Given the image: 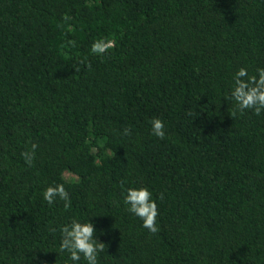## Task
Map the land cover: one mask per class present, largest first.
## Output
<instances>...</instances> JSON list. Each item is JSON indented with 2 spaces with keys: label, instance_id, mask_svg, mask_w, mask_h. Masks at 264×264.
<instances>
[{
  "label": "trees",
  "instance_id": "1",
  "mask_svg": "<svg viewBox=\"0 0 264 264\" xmlns=\"http://www.w3.org/2000/svg\"><path fill=\"white\" fill-rule=\"evenodd\" d=\"M241 68H264V0H0V264H86L59 250L73 220L99 264H264V111L232 117ZM59 184L70 208L43 199ZM128 188L152 193L156 234Z\"/></svg>",
  "mask_w": 264,
  "mask_h": 264
},
{
  "label": "clouds",
  "instance_id": "2",
  "mask_svg": "<svg viewBox=\"0 0 264 264\" xmlns=\"http://www.w3.org/2000/svg\"><path fill=\"white\" fill-rule=\"evenodd\" d=\"M68 19H70L68 16L62 17V20ZM67 43L75 47L74 41ZM115 43L114 40H96L91 45V52L97 56H103L114 48ZM79 70V68L76 69V71ZM230 99L236 105L232 111V117H236L238 113L243 115L246 110H251L253 114L259 116L264 111V68L257 69V75L254 76H249L247 69H239L234 76V86L230 93ZM190 114L194 115V113ZM150 123L152 134L163 140L165 138L163 121L154 118ZM128 134H130L129 130L125 129V135ZM37 148V144H32L30 150L21 154L29 166L33 163ZM159 198L163 199V195L161 194ZM43 199L49 205L59 199L64 202L66 209L71 207V199L63 184L46 188L43 192ZM124 203L129 206L128 211L130 213L142 220L145 229L152 234L159 231L156 223V218L159 215L158 206L147 188H128L124 196ZM49 231H54V229H49ZM59 231L61 233L59 245L61 253H68L69 259L73 262H79L83 257L86 264H99V254L105 253L106 245L93 238L96 230L92 223H81L73 220L70 224L62 226Z\"/></svg>",
  "mask_w": 264,
  "mask_h": 264
}]
</instances>
